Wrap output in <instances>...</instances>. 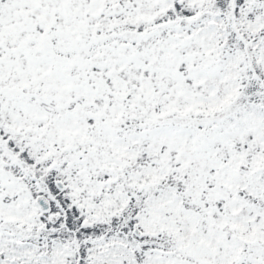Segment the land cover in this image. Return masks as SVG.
<instances>
[{
	"label": "snow or ice",
	"instance_id": "obj_1",
	"mask_svg": "<svg viewBox=\"0 0 264 264\" xmlns=\"http://www.w3.org/2000/svg\"><path fill=\"white\" fill-rule=\"evenodd\" d=\"M0 264H264V0H0Z\"/></svg>",
	"mask_w": 264,
	"mask_h": 264
}]
</instances>
